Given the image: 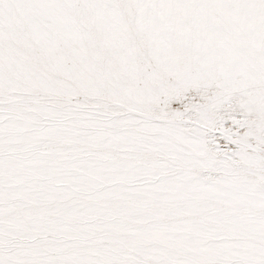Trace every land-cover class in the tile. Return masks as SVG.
Masks as SVG:
<instances>
[{"label": "snow or ice", "instance_id": "snow-or-ice-1", "mask_svg": "<svg viewBox=\"0 0 264 264\" xmlns=\"http://www.w3.org/2000/svg\"><path fill=\"white\" fill-rule=\"evenodd\" d=\"M0 264H264V0H0Z\"/></svg>", "mask_w": 264, "mask_h": 264}]
</instances>
